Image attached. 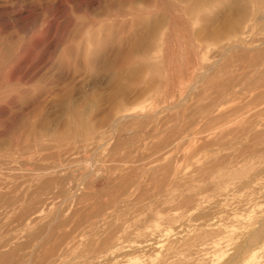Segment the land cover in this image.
Instances as JSON below:
<instances>
[{
    "label": "rangeland",
    "instance_id": "374dc122",
    "mask_svg": "<svg viewBox=\"0 0 264 264\" xmlns=\"http://www.w3.org/2000/svg\"><path fill=\"white\" fill-rule=\"evenodd\" d=\"M198 1L0 0V264H264V19Z\"/></svg>",
    "mask_w": 264,
    "mask_h": 264
},
{
    "label": "bare ground",
    "instance_id": "6f19581e",
    "mask_svg": "<svg viewBox=\"0 0 264 264\" xmlns=\"http://www.w3.org/2000/svg\"><path fill=\"white\" fill-rule=\"evenodd\" d=\"M257 1H258V9H257L258 14L255 13L254 16H253V18H251V20L249 19L251 23H252V22H256V21H258V20H260V19H264V17H263V12L261 11V9H262L263 6H264V0H257ZM200 2H201V3H204L203 0H200V1H198V4H199ZM196 13H197V12H196ZM256 15H257V16H256ZM243 20H244V19H243ZM245 20H246V19H245ZM241 21H242V19H241ZM239 23H240V22H239ZM238 25H239V24L236 23V24H235V27L239 28L240 26L238 27ZM232 27H234V24L232 25ZM230 29H231V28H230ZM230 29H229V30H230ZM235 29H236V28H235ZM232 30H233V28H232ZM221 35H223V33L215 32V33H210V35H208V37H209V36H210L211 38L216 37V38L218 39V38L221 37ZM228 83H229V82H228ZM221 85H222V84H221ZM230 93L232 94L233 92L231 91ZM220 94H222V93H220ZM234 94H235V93H234ZM222 95H223V94H222ZM226 95H230V94H226ZM223 96H224V95H223ZM230 96H231V95H230ZM219 97H221V96L219 95L218 98H219ZM224 98H226V97H224ZM224 98H223L222 100H225ZM226 99H227V98H226ZM217 100H218V99H217ZM219 100H220V99H219ZM219 100H218V101H219ZM222 100H221V102H222ZM213 101H215V100H213ZM210 102H211V101H210ZM221 102H219V104H217V106L220 105ZM225 102H227V101H223V103H225ZM212 103L214 104V102H212ZM216 103H217V101H216ZM209 104H211V103H209ZM209 104H208V106H209ZM221 105H223V104L221 103ZM213 106H215V105H213ZM215 108H216V106L210 108V109L207 111V112H208L207 115H210V116H211V114L214 115V112H215V110H216ZM204 109H205V108H204ZM216 111H217V110H216ZM218 111H219V110H218ZM218 111H217V113H219ZM201 112H202V111H201ZM202 113H203V112H202ZM203 114H204V113H203ZM201 115H202V114H201ZM201 115L199 114L198 117L201 116ZM215 115H216V113H215ZM198 117H197V118H198ZM129 118H131V116H130L129 114L120 115V116L117 118V121H116V122H117V123H121L122 121H125V120H127V119H129ZM141 118H142V117H141ZM194 118L196 119V117H194ZM206 119H208V117H206ZM192 120L194 121V119H192ZM199 121H200V120H199ZM194 122H195V121H194ZM200 122H202V121H200ZM248 130H249V129H248ZM245 131L248 132L247 130H245ZM250 131H252L251 128H250ZM252 132H253V131H252ZM181 133H182V132H181ZM244 133H245V132H244ZM244 133H243V134H244ZM249 134H251V133L249 132ZM179 135H180V134H179ZM246 135H248V134H246ZM220 136H221V134H220ZM220 136H219V137H220ZM219 137H216V138H215V141H218L217 138H219ZM177 144H178V143L176 142V140H172V142L168 145V147L165 148L164 152H167V151L171 150V149H172L175 145H177ZM164 152H163V153H164ZM215 163H216V162H215ZM153 164H155V162H154ZM209 167H210V166H209ZM209 167H208V168H209ZM54 168H55V167H54ZM131 168H132V167H131ZM154 168H155V165H153L152 168L149 169V171H150V172L153 171ZM52 169H53V168H52ZM56 169H57V168H56ZM206 169H207V168H206ZM132 171H134V170H132ZM145 173H146V172H145ZM44 174H45V173H44ZM44 174H43V175H44ZM47 174L51 175L50 173H47ZM90 174H93V173H90ZM176 174H177V173H176ZM97 175H99V174H97ZM173 176H174V175H173ZM175 176H177V175H175ZM52 177H54V176L52 175ZM88 177H89V176H88ZM91 178H92V177H91ZM98 178H99V177H98ZM50 179H51V178H50ZM52 179H53V178H52ZM93 179H94V178H93ZM172 179L174 180V177H173ZM172 179H171V180H172ZM175 179H176V177H175ZM41 181H42V180H41ZM110 181H111V180H110ZM111 182H112V181H111ZM39 183H40V182H39ZM64 183H65V182H64ZM64 183H63V184H64ZM104 183H105V182H104ZM173 183H175V182H173ZM108 184H109V183H108ZM108 184H107V185H108ZM38 185H39V184H38ZM221 185H222V184H221ZM221 185H220V186H221ZM105 187H107V186H105ZM57 188H58V187H57ZM57 188H56V189H57ZM36 189H37V187H36ZM36 189H35V190H36ZM39 189H40V188H39ZM54 190H55V189H54ZM45 191L48 192L49 190H45ZM52 191H53V190H51V192H52ZM64 191H65V190H64ZM66 191H67V190H66ZM99 191L101 192V190H99ZM51 192H50V194H51ZM55 192H56V191H55ZM67 192H68V191H67ZM52 193H53V192H52ZM58 193H59V190H58ZM2 195H3V194H2ZM45 195H46V194H45ZM57 195H58V197H59V194H55L54 197H56ZM52 196H53V195H52ZM123 196L126 197L127 199L129 198L127 193H125ZM40 197H41V196H40ZM46 197H47V196H46ZM48 197H49V196H48ZM54 197H53V198H54ZM41 199H42V198H41ZM43 199H45V198H43ZM125 200H126V199H123L124 202H125ZM188 200H189V199H187V201H188ZM193 200H194V198L192 199V201H193ZM21 201H22V200H21ZM36 201H37V200H36ZM41 201H42V200H41ZM126 201H127V200H126ZM37 202H39V201H37ZM45 202H46V201H45ZM39 203H41V202H39ZM39 203H38V204H39ZM43 203H44V202H43ZM125 203H126V202H125ZM38 204H37V206H38ZM44 204H45V203H44ZM47 204H48V202H47ZM47 204H46V205H47ZM46 205H45V206H46ZM110 205H111V207H113V208H116V207L119 205V203H118V196H117V195L113 198V200H111ZM41 206H43V204H42ZM39 208L41 209V207H39ZM33 213H34V212H33ZM35 214H36V215H39V214H40V210L35 211L34 215H35ZM100 216H103V212L100 213ZM110 216H111V215H110ZM110 239H111V238H110ZM110 239H108V240L105 241L104 246H105V245H108V244H111L110 242H112V241H111ZM145 240H146V239H145ZM106 242H108V243L106 244ZM148 242H149L148 240H147V241H141V242L139 243L140 245L132 246V248H133V250L135 249V251H136V250H138V249L142 250L141 248L144 247L145 249H143V250H146V248H148L147 246L149 245ZM114 243L116 244V242H114ZM152 244H153V243H152ZM159 244L161 245L160 242H159V243L156 242V243L154 244V246H157L158 248L163 247V246H158ZM116 245H117V244H116ZM145 245H147V246L145 247ZM109 246H111V245H108L107 247L109 248ZM118 246H119V245H118ZM118 246L116 247V246H113V245H112L110 248H112V249H115V248H116V249H115L116 254L119 253V252H120L119 254H122L123 252H125V251H122V250L125 249V247H122V248H124V249H120V248H119L120 246H119V247H118ZM150 248H151V247H150ZM148 249H149V248H148ZM125 250H127V248H126ZM130 251H131V247H130ZM135 251H134V252H135ZM138 251H139V250H138ZM121 252H122V253H121ZM136 252H137V251H136ZM125 254H126V253H125ZM237 256H238V255H237ZM237 256H236V257H237ZM1 257H2V256H1ZM4 257H6V256H4ZM2 260L4 261V258H3ZM232 260H233V259H232ZM0 261H1V260H0Z\"/></svg>",
    "mask_w": 264,
    "mask_h": 264
}]
</instances>
